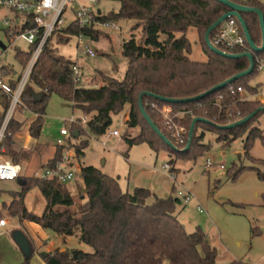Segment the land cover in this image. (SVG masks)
Returning <instances> with one entry per match:
<instances>
[{
	"label": "trees",
	"instance_id": "1",
	"mask_svg": "<svg viewBox=\"0 0 264 264\" xmlns=\"http://www.w3.org/2000/svg\"><path fill=\"white\" fill-rule=\"evenodd\" d=\"M118 1V12H111L109 15L101 12L98 19L136 20L133 28H142L140 39L133 36L123 44V55L128 60L124 79L119 80L100 72L103 80L101 86H80L74 81L70 67L73 60L57 53L49 39L33 67L23 93L24 102L37 115L29 126L31 136L37 139L40 137L48 100L55 93L70 101L73 108L90 115L86 125L95 136L107 134L113 125L114 116L129 107L126 115L128 129L122 139L130 147L147 143L157 152L164 149L182 159L196 158L201 147L202 153L209 149L210 146L202 141L204 131L211 130L219 134V140L228 142L245 136L244 155L256 162L251 150L257 138L264 143V134L253 124L264 112H259L249 122L235 128L222 129L218 125L229 124L263 106L258 100H243L239 90L242 88L247 93H258L259 87L251 85L250 80L259 71L257 58H264V51L255 53L256 66L250 75L196 101L170 103L176 110L187 112L182 119L188 129L187 141L183 145L176 144L159 122L158 113L151 102L160 100L145 97L149 115L174 145L179 147L178 150L169 146L150 126L139 105L140 94L144 91L172 98L194 96L248 69V58L225 57L212 51L206 43L207 30L229 8L216 0ZM234 1L258 7L264 12V2L261 0ZM243 17L253 40L260 45L262 36L258 15L243 13ZM190 27L197 29L208 56L206 61L190 58L192 44L187 37ZM57 32L58 41L66 43L72 35L81 32L98 40L102 31L94 30L93 26L80 28L72 22ZM161 35L165 38L161 39ZM32 51L33 48L28 52H18L22 70L27 66ZM230 52L243 53L246 50L237 48ZM8 105V100L0 98V130ZM195 117H205L214 123L199 122L191 148L182 152L181 149L187 145ZM25 121L16 117L11 119L0 147V151L16 163L20 162V153L14 148V135L23 129ZM71 131L77 140L75 146L79 160L89 145V139L82 138L87 133L80 125L72 126ZM60 157L61 151L57 149L54 157L42 167L53 166ZM171 163L173 171L176 161L172 160ZM248 169L256 170L258 177L264 180V173L257 167L242 163H234L228 174L235 181ZM77 178L83 183V192L80 191L77 203L67 187L68 183L35 176L21 174V190L11 192L14 199L9 206V215L35 222L59 235L69 236L80 230L81 240L95 249L93 253L76 248L43 253L42 258L47 264H216L217 248L209 242L202 229L188 232L181 222L176 213L177 205L181 202L177 196L160 197L146 187L124 190L119 177L106 174L93 165H81ZM32 188H37L46 201L42 214L29 211L25 205V197ZM175 189L174 187V193ZM2 215L0 212V216ZM253 232L257 233V230L253 228ZM34 252L32 247L31 254L25 255L26 264H30ZM239 262L233 261L232 264Z\"/></svg>",
	"mask_w": 264,
	"mask_h": 264
},
{
	"label": "rangeland",
	"instance_id": "2",
	"mask_svg": "<svg viewBox=\"0 0 264 264\" xmlns=\"http://www.w3.org/2000/svg\"><path fill=\"white\" fill-rule=\"evenodd\" d=\"M261 1L264 2V0ZM80 4L88 5L89 0H74L70 6L72 8H69V18L73 15L71 9L77 10ZM94 9H100L103 15H109L111 12L119 11L120 2L118 0H98ZM4 13L0 10V16ZM115 21L118 24L116 29L96 26L98 30L102 31L99 39L88 40L96 48L97 54L94 57L78 54V48L82 46L78 42L77 35H72L66 43L58 41V32L51 36L50 43L57 53L73 61H78L82 66L84 80L80 86H101L103 80L100 77V72L119 80L124 79L128 60L123 55V44L133 36L140 39L142 28H133L137 23L136 20L117 19ZM187 37L192 44L190 58L195 61H206L208 56L204 51L202 40L199 39L197 29L190 27ZM164 38L165 36L161 35V39ZM9 39L6 32L0 30V40H3L7 47ZM29 49L25 41L17 40L11 48L6 50L0 64L21 73L23 70L18 52H28ZM250 83L258 86L259 91L258 93L246 92V95L264 105V101L259 97L261 93H264V66L251 78ZM128 110L129 107L115 115L111 129L101 137L92 134L86 124L83 125L87 134L82 138H88L89 145L85 149V153L80 156L78 166L93 165L106 174L119 177L124 190L132 191L135 187H146L160 197L167 198L176 196L173 191L175 184L171 174L165 171L162 166L168 162L172 164V160H175V170L173 171L177 176V181L183 183L194 195L188 205L180 202L176 210L187 231L194 232L198 228L202 229L209 242L217 248L216 264H232L233 261H240L238 264H264V180L260 179L257 171L253 169L243 171L235 181L228 174L234 163L255 166L264 173L263 141L257 138L254 142L251 150L253 158L257 160L254 162L244 155L245 136L228 142L219 140V134L216 132L205 130L202 142L210 146L209 149L202 153L203 147H201L196 158L182 159L175 154L171 155L164 149L157 152L147 143L130 147L122 137L110 135L113 130H119L122 136L124 135L128 129L126 124ZM84 116L86 115L80 109L73 108L70 101L63 99L58 94H52L48 100L41 135L37 142L30 139L31 143L27 147L25 140L28 135L32 138L29 133V125L35 115L33 112H26L23 115L16 113L15 117L19 120L28 118L23 129L14 135V148L20 153L19 164L23 168L22 174L34 176L36 172L40 173L42 163L52 156L56 141L61 137L60 130L64 126V120L83 118ZM87 116L90 118V115ZM253 126L260 128L264 134V115H261ZM76 142L77 140H74V143ZM104 142H106V146H104ZM208 158H211L213 163L210 169L206 168ZM3 160H11V158L0 151V161ZM76 179V181L68 183L67 187L77 203L80 191L83 192V183L81 179ZM21 188L19 180H0V203L9 201L12 197L11 192L20 191ZM27 204L31 211L42 214L46 201L37 188H32L27 196ZM16 223L19 224L18 219ZM37 228L40 230L37 234L45 239L46 245L34 254V256H40L41 259H43V253L62 247L65 249L76 248L89 253L95 251L93 246L81 240L80 230L73 235L64 237L50 229ZM253 228L257 230V233L253 232Z\"/></svg>",
	"mask_w": 264,
	"mask_h": 264
},
{
	"label": "built area",
	"instance_id": "3",
	"mask_svg": "<svg viewBox=\"0 0 264 264\" xmlns=\"http://www.w3.org/2000/svg\"><path fill=\"white\" fill-rule=\"evenodd\" d=\"M97 1L89 0L88 5L80 4V7L74 11L73 18H69V8H72L70 6L74 0H0V10L5 12L0 16V30H4L6 35L10 37L8 47L3 40H0L4 45H0V60L6 50L11 48L19 39L25 41L30 49L33 48L27 66L18 74V77L13 78L12 75L17 74L14 69L6 65L0 68V98H5L9 102L0 130V147L3 143L9 122L15 117V114L32 112L23 100V93L33 67L51 36L72 22H75L80 28L84 29L93 26L94 30H97V25L107 28H118L115 20L98 19L99 10L94 9ZM77 38L79 44L82 46L78 48L79 55L96 56L95 46L88 42L89 39H92L89 35L81 32L77 34ZM212 41L219 48L227 52L237 48L251 51L245 33L236 17H230L224 21L213 33ZM257 60L259 69H261L264 66V58L258 57ZM70 67L73 71L74 81L81 85L84 80L82 66L78 61H73ZM14 81H16L15 85L13 84ZM239 92L243 100L251 99L242 88H240ZM259 97L260 100L264 101V93H261ZM151 106L157 111L159 122L168 131L172 140L178 145L185 144L188 129L182 123V119L187 112L176 110L172 104L161 103V101L151 102ZM88 120L87 115L83 118L64 120V126L60 130L61 137L56 141V147L61 151L60 159L53 166L41 167L42 171L40 173L36 172L35 177L56 180L61 183H70L77 178L80 166H78V156L74 143L75 138L71 128L74 125L83 127L84 124H87ZM110 135L119 138L122 137L119 130H113L110 132ZM103 144L104 146L107 145L106 142ZM212 165V159L208 158L206 168L210 169ZM162 167L171 174L176 188V196L180 198L184 205H188L194 197L192 191L185 187L183 183L177 181V176L172 171L170 162L165 163ZM221 167L224 166L221 165ZM21 174L22 166L19 163L13 162L12 160L0 161V180H17ZM7 224V219H0L1 226Z\"/></svg>",
	"mask_w": 264,
	"mask_h": 264
},
{
	"label": "water",
	"instance_id": "4",
	"mask_svg": "<svg viewBox=\"0 0 264 264\" xmlns=\"http://www.w3.org/2000/svg\"><path fill=\"white\" fill-rule=\"evenodd\" d=\"M224 5H226L229 10L223 14V16H221L212 26H210V28L207 30L206 32V43L209 46V48L220 54L223 55L225 57L228 58H233V59H241V58H248L249 62H250V66L248 67V69L239 72L237 74H235L234 76H231L230 78L220 82L219 84L213 86L212 88L194 95V96H189V97H183V98H172V97H165V96H161V95H157L155 93L149 92V91H144L140 94L139 97V105H140V109L142 114L144 115L145 119L148 121V123L150 124V126H152V128L161 136V138H163L166 143L175 148V149H179L177 146L174 145L173 141L170 140L165 133L163 132V130L155 123V121L151 118V116L149 115L146 106H145V97L146 96H150L153 97L157 100L166 102V103H183V102H191V101H196L198 99L204 98L218 90H221L225 87H227L229 84L233 83L234 81L241 79L243 77H246L248 75H250L251 73H253V71L255 70V53L258 52H263L264 51V12L263 10H261L258 7H251L245 4H242L240 2L234 1V0H216ZM99 13H101L102 11L99 10ZM243 13H249V14H257L259 17V21H260V29H261V36H262V41L261 44L258 45L254 40L252 35L249 32L247 23L243 17ZM230 17H236L238 19V21L241 24V27L245 33L246 39L248 41V44L250 46L251 51H246L243 53H233V52H227L222 50L221 48H219L217 45H215L212 41V35L213 33L219 28V26L226 21L227 19H229ZM1 46H4L3 43L0 42ZM39 97V96H38ZM259 112H264V105L261 106L258 110H256L255 112L240 118L234 122H231L229 124H225V125H218L220 128L222 129H231V128H235L239 125L245 124L247 122H249L251 119H253ZM199 122H205V123H214L213 121L205 118V117H195L192 121L191 124V128H190V133H189V138H188V142L185 148L181 149L182 152H187L189 151V149L192 146L194 137H195V132H196V127L197 124ZM78 133V132H76ZM13 239L14 241L17 243V245L20 247V249L23 251V253L26 256H29L31 254V250H32V246L31 243L28 239V237L26 236V234L20 230V229H16L13 231Z\"/></svg>",
	"mask_w": 264,
	"mask_h": 264
},
{
	"label": "crops",
	"instance_id": "5",
	"mask_svg": "<svg viewBox=\"0 0 264 264\" xmlns=\"http://www.w3.org/2000/svg\"><path fill=\"white\" fill-rule=\"evenodd\" d=\"M240 1H247V0H240ZM74 11H75V9L71 10V14H73ZM71 18H73V15ZM3 66H5V65L0 64V68H2ZM15 72L17 74L12 75L13 78L18 77L19 72L16 70H15ZM20 114L23 115L25 113H20ZM34 115L36 118L37 115L36 114H34ZM26 119H28V118H26ZM30 139H33V141L35 140L37 142V138H33V137L31 138L28 135V137L25 140L26 146L31 143ZM56 151H57V147L55 146V148L53 149V154L51 157L48 158V160H50L52 157H54ZM48 160H46L44 163H46ZM44 163H42V165ZM42 165H41V167H42ZM22 171H23V168H22ZM17 180H19V179H17ZM10 181H14V180H10ZM20 185H21V183H20ZM29 192L27 193V195L25 197V205H26L27 209L29 211H31L28 207V204H27V196H28ZM175 194H176V189H175ZM11 196L12 197L9 201H3L2 203H0V212L3 213V217L0 216V219L5 218L8 220L7 225H5V226L0 225V264H26L25 263V254L23 253V251L20 249V247L17 245V243L13 239V236H12L13 231L16 229H20L26 234V236L28 237V239L31 243V246L35 250V252H34V254H35L36 252L42 250V248H44L46 246L45 241H44L45 239L42 238L41 235L37 234L40 231L39 228H37V227H40V228H43V227H41L39 224H37L35 222L29 221V220H21L20 217L9 215L8 209H9L11 202L14 199L12 194H11ZM31 212H33V211H31ZM17 219L19 220V224L16 223ZM64 239L66 240V238H64ZM63 249H65V247L61 248V250H63ZM30 264H47V263L45 261H43V259H41L40 256L35 255L33 257V259L31 260Z\"/></svg>",
	"mask_w": 264,
	"mask_h": 264
},
{
	"label": "clouds",
	"instance_id": "6",
	"mask_svg": "<svg viewBox=\"0 0 264 264\" xmlns=\"http://www.w3.org/2000/svg\"><path fill=\"white\" fill-rule=\"evenodd\" d=\"M17 168H18V166H17ZM13 175H15V173H13Z\"/></svg>",
	"mask_w": 264,
	"mask_h": 264
}]
</instances>
